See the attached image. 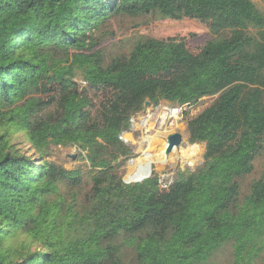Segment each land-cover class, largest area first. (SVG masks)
<instances>
[{"label":"trees","instance_id":"16d2710c","mask_svg":"<svg viewBox=\"0 0 264 264\" xmlns=\"http://www.w3.org/2000/svg\"><path fill=\"white\" fill-rule=\"evenodd\" d=\"M149 12L230 34L197 52L143 38L92 60L95 29ZM214 96L187 122L189 142L205 143L200 166L124 182L122 134L146 101ZM0 129V264H207L226 246L230 264L264 261V171L243 192L264 151V12L251 0H0ZM50 146H75L86 170L49 160Z\"/></svg>","mask_w":264,"mask_h":264},{"label":"rangeland","instance_id":"374dc122","mask_svg":"<svg viewBox=\"0 0 264 264\" xmlns=\"http://www.w3.org/2000/svg\"><path fill=\"white\" fill-rule=\"evenodd\" d=\"M251 1L264 12L262 0ZM218 31L217 33L211 31L209 21L193 17L181 16L174 19L156 12L141 13L137 16L113 15L103 26L93 31V36L100 38V41L90 53L93 54V61L106 65L115 57L126 56L135 42L143 38L183 40L191 52H197L217 36L224 37L230 34V29L223 28ZM34 78L39 77L34 75ZM74 80L82 87L85 86L79 76H75ZM90 95L96 105L102 100L103 95L106 96L105 93L94 94L93 92H90ZM215 97H203L194 104L182 106L162 100L156 106L148 104L132 117L131 127L129 131L122 134V139L132 149L133 157L118 169L122 179H126L129 169L150 165V175L153 173L158 175L160 182L164 185L174 180L178 171L194 170L200 166L203 162L205 143L189 142L187 122L211 105ZM176 132L181 134L182 141L179 146L165 154L166 137ZM14 139L20 142L19 146L23 152L28 151L27 154L33 152L23 134H16ZM47 158L66 169L79 166L86 170L84 165L87 161L81 158V152L75 146H50ZM263 171L264 151L255 159L252 173L243 180V192H245L246 184L252 178L260 176ZM23 239L19 236L15 241L19 242ZM130 254L132 253L128 250V255ZM230 263V247L226 246L207 264ZM258 264H264V261L259 259Z\"/></svg>","mask_w":264,"mask_h":264},{"label":"water","instance_id":"95a60500","mask_svg":"<svg viewBox=\"0 0 264 264\" xmlns=\"http://www.w3.org/2000/svg\"><path fill=\"white\" fill-rule=\"evenodd\" d=\"M149 104L148 101L145 102L144 107H146ZM182 141V136L180 133L176 132V133H171L168 134L166 137V145H165V150L164 153L168 154L173 148L179 146V144ZM150 167L147 171H145V174L143 176H141L138 179H134V180H128L125 179L124 182L129 183V182H139L142 181L143 179H146L150 176Z\"/></svg>","mask_w":264,"mask_h":264},{"label":"bare ground","instance_id":"6f19581e","mask_svg":"<svg viewBox=\"0 0 264 264\" xmlns=\"http://www.w3.org/2000/svg\"><path fill=\"white\" fill-rule=\"evenodd\" d=\"M144 174H145V173H144ZM144 174H143V175H144ZM143 175H142V176H143ZM138 177L140 178L141 176L139 175ZM138 177H137V178H135V179H138ZM133 180H134V179H133Z\"/></svg>","mask_w":264,"mask_h":264}]
</instances>
